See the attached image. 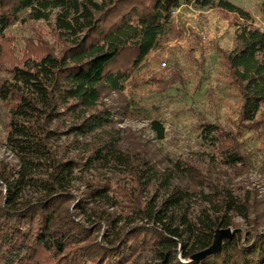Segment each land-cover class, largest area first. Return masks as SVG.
Instances as JSON below:
<instances>
[{
  "label": "trees",
  "instance_id": "1",
  "mask_svg": "<svg viewBox=\"0 0 264 264\" xmlns=\"http://www.w3.org/2000/svg\"><path fill=\"white\" fill-rule=\"evenodd\" d=\"M183 2L206 6L214 0H0V57L11 43L9 27L24 12L39 19L58 7L56 28L66 42L57 54L43 37L30 36L27 57L6 68L12 79L0 81L6 144L18 159L9 174H0L6 189L0 193V264H264V228L234 222V215L247 219L251 214L248 200L187 160L162 167L149 160L137 164L124 148L121 130L111 128L114 111L99 107L105 89L124 90L132 68L162 42L172 27L173 10ZM217 5L241 21L236 46L229 52L220 49L241 105L236 134L212 122L200 128L203 141L217 153L206 154L208 163L233 168L247 158L236 135L264 127V29L244 6L231 0ZM260 8L264 14V0ZM151 127L158 139L165 138L158 120ZM63 136L84 152L83 160L60 148ZM40 165L47 169L39 178L31 171ZM120 165L150 190L143 202L130 199L132 212L116 217L102 211L90 221L86 211L83 221L66 209L77 169ZM33 185L42 187L41 196L18 205ZM86 187L79 207L87 200L116 205L109 201V184L89 181ZM194 196L206 205L193 210ZM226 228L232 233L219 251L192 259L211 246L217 229Z\"/></svg>",
  "mask_w": 264,
  "mask_h": 264
},
{
  "label": "rangeland",
  "instance_id": "2",
  "mask_svg": "<svg viewBox=\"0 0 264 264\" xmlns=\"http://www.w3.org/2000/svg\"><path fill=\"white\" fill-rule=\"evenodd\" d=\"M217 1L206 6L194 2L181 3L173 12L172 27L162 42L151 50L145 60L132 68L122 92L109 88L103 91L99 107L107 106L114 111L111 128L121 130L124 148L137 164L142 160L152 161L160 167L171 160L196 163L206 177L229 185L240 200L249 201L251 214L247 219L234 215L235 225L247 229H252L254 225L264 228V127L244 130L236 135L247 163L233 168L218 161L216 166L208 163L206 154L216 156L217 153L201 137L200 125L204 122L219 124L236 134L241 105L220 53V49L229 52L236 46V29L238 21H241L236 13L218 7ZM231 1L249 9L253 23L264 29V14L260 8L262 0ZM58 11V7L49 8L48 16L39 19L24 12L9 27L11 43L0 57V63L5 62V66L0 67V81L12 79L6 68L27 57L30 36L40 35L53 46L55 53H61L66 42L59 37L56 28ZM164 61L166 66L162 65ZM5 120L6 107L0 99V174H9L18 162L13 150L6 144ZM153 120L163 125L165 138H157L156 131L151 127ZM71 139L63 136L58 141L60 148L68 157L76 156L83 160L84 152L75 150ZM46 169L45 165H40L31 174L40 178L45 176ZM126 169L129 167L125 165L112 170L77 169L76 180L69 188L71 195L65 202L66 209L83 221L86 213L81 212L86 211L90 212V221L106 212L116 217L132 212V200L143 202L150 190L138 185L135 176ZM98 180L109 184V201L116 205L102 203L107 200L93 203L87 200L83 207H79L77 203L87 194L89 181ZM5 190L0 181V193ZM41 193L42 187L33 185L22 193L18 205L39 198ZM191 205L193 210H198L206 203L200 196H194ZM102 234L103 231L96 237L100 240Z\"/></svg>",
  "mask_w": 264,
  "mask_h": 264
},
{
  "label": "water",
  "instance_id": "3",
  "mask_svg": "<svg viewBox=\"0 0 264 264\" xmlns=\"http://www.w3.org/2000/svg\"><path fill=\"white\" fill-rule=\"evenodd\" d=\"M232 233L231 228L217 229L211 246L192 255V259H201L209 254L216 253L222 246L223 239Z\"/></svg>",
  "mask_w": 264,
  "mask_h": 264
},
{
  "label": "built area",
  "instance_id": "4",
  "mask_svg": "<svg viewBox=\"0 0 264 264\" xmlns=\"http://www.w3.org/2000/svg\"><path fill=\"white\" fill-rule=\"evenodd\" d=\"M177 8H178V7H177ZM173 12H176V9H174ZM162 65L166 66L167 63L164 61V62H162Z\"/></svg>",
  "mask_w": 264,
  "mask_h": 264
}]
</instances>
